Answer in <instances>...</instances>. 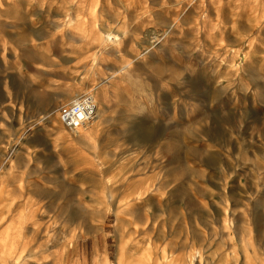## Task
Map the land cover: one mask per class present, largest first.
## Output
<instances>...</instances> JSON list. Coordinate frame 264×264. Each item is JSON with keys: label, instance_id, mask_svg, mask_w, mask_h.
Listing matches in <instances>:
<instances>
[{"label": "rangeland", "instance_id": "374dc122", "mask_svg": "<svg viewBox=\"0 0 264 264\" xmlns=\"http://www.w3.org/2000/svg\"><path fill=\"white\" fill-rule=\"evenodd\" d=\"M0 264H264V0H0Z\"/></svg>", "mask_w": 264, "mask_h": 264}, {"label": "built area", "instance_id": "2783aa9c", "mask_svg": "<svg viewBox=\"0 0 264 264\" xmlns=\"http://www.w3.org/2000/svg\"><path fill=\"white\" fill-rule=\"evenodd\" d=\"M96 104L92 94H84L59 110V122L72 135H79L94 120Z\"/></svg>", "mask_w": 264, "mask_h": 264}, {"label": "bare ground", "instance_id": "6f19581e", "mask_svg": "<svg viewBox=\"0 0 264 264\" xmlns=\"http://www.w3.org/2000/svg\"><path fill=\"white\" fill-rule=\"evenodd\" d=\"M95 117H96V116H95ZM94 119H95V118H94ZM93 121H94V120H93ZM93 121H92V123H93ZM92 123H91V124H92ZM91 124H90L89 126H91ZM89 126H88V127H89ZM88 127H86L85 129H87ZM82 157H83V156H78L77 159H79V160H80V159L83 160Z\"/></svg>", "mask_w": 264, "mask_h": 264}]
</instances>
